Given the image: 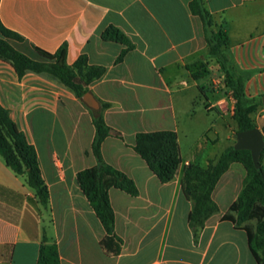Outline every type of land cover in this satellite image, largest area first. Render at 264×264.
<instances>
[{"label": "crops", "instance_id": "obj_1", "mask_svg": "<svg viewBox=\"0 0 264 264\" xmlns=\"http://www.w3.org/2000/svg\"><path fill=\"white\" fill-rule=\"evenodd\" d=\"M191 1L0 0L1 23L24 38L12 41L17 49L30 55H36L35 49L54 54L66 44L68 65L85 54L90 65L106 68L89 92L99 109L102 103L111 105L104 118L123 138L107 137L102 155L139 189L137 196L116 188L108 191L115 232L121 238L118 254H109L101 246L106 231L78 180L81 171L96 165L91 111L53 76L27 72L19 78L10 62L0 60V104L36 148L49 189L45 209L25 179L0 155V264H40L42 247L53 245L58 248L59 264H264L261 251L256 257L251 250L248 226L239 224L238 212L233 210L247 176L241 163L231 162L217 182L212 193L217 211L202 225L189 220L195 199L183 183L185 171L215 164L235 145L237 133L231 92L215 96L205 76L191 77V67L199 60L213 65L215 73L220 69L208 55L202 23L192 14ZM203 3L218 27L228 33L229 62L245 76L247 97L258 100L259 110L252 118L262 130L264 0ZM116 30L130 48L116 38H104V33ZM136 58L140 63L133 65ZM211 76L216 75L207 78ZM203 85L202 99L185 97L193 87L199 93ZM195 98L202 102L204 115L221 121L227 147L220 154L215 150L214 122L194 131ZM144 99L154 105L151 111L143 106ZM159 106L166 107L173 121L172 128L161 130L176 133L181 159L174 178L167 182L133 149L138 133L161 130H134L129 137L125 130L136 122L145 125ZM212 132L217 138H210Z\"/></svg>", "mask_w": 264, "mask_h": 264}, {"label": "trees", "instance_id": "obj_2", "mask_svg": "<svg viewBox=\"0 0 264 264\" xmlns=\"http://www.w3.org/2000/svg\"><path fill=\"white\" fill-rule=\"evenodd\" d=\"M190 10L193 15L198 16L201 20L209 57L218 62L225 74V86L229 88L235 100L233 118L237 123V132L257 127L252 115L258 109L259 103L257 99L247 97L245 93V76L239 74L229 62L226 52L230 44L228 33L223 26L218 27L212 13L205 7L203 0H192ZM103 36L105 39L116 38L127 45L129 42L117 30L114 32L108 31ZM23 40L24 38L21 35L7 29L0 21V60L10 62L19 78H22L27 72L46 73L53 76L87 105L83 99L84 95L90 91L91 84L104 76L106 68L90 65L85 54L81 55L73 65H68L66 63V44H63L54 54L41 49H35L36 55L27 54L12 44V41L21 42ZM127 51L128 49L120 54L117 62L123 59ZM110 106L109 103H102L100 109H93L87 105L91 111L95 128L92 153L96 165L81 171L78 174V180L82 191L87 196L106 231L107 236L102 240L101 246L105 252L116 255L120 250L121 238L115 232V212L108 191L110 188H116L131 196H137L139 189L134 180L108 164L103 158L102 144L105 139L107 137L123 138L121 132L109 126L104 118V111ZM262 131L264 132V128H262ZM133 149L147 161L150 169L160 180L167 182L174 178L181 162L177 135L174 131L140 132L136 135V143ZM263 153L264 149L260 156L261 166L256 168L250 150H236L234 146L228 147L216 163L207 168L200 185L196 189L191 188L194 184H189L197 182L195 172L199 167L190 166L184 173L183 183H187L188 189L194 194L195 205L189 215L191 223L202 225L210 215L217 211L212 193L221 175L227 170L231 162L241 163L247 172L245 184L237 203L243 201L244 207H247V204L254 202L256 199H261L264 203ZM0 155L15 174L25 179L27 185L35 191L39 203L47 209L49 207V189L42 176L36 148L28 142L11 118L9 110L1 104ZM237 203L233 206V210H235ZM246 230L251 250L257 257V250L259 249L255 241V235L249 228H246ZM39 263L59 264L57 246H43Z\"/></svg>", "mask_w": 264, "mask_h": 264}, {"label": "rangeland", "instance_id": "obj_3", "mask_svg": "<svg viewBox=\"0 0 264 264\" xmlns=\"http://www.w3.org/2000/svg\"><path fill=\"white\" fill-rule=\"evenodd\" d=\"M140 60L139 58H136L133 60V65L139 64ZM217 69V68H216ZM191 77L196 80H200L202 77H206V85L208 87V90L212 92L215 96H229L230 90L225 86V74L221 70V68L218 70L217 73H215V69L213 68V65L207 64V62L203 60H199L197 63L193 64L191 67ZM210 74H215L216 76H211V78H207ZM206 85L199 86V94L197 90L193 87L190 89V91L185 95L187 99L194 98L195 95H197L200 99H202L201 95L204 94V89L206 88ZM184 87H186V84H183ZM142 90V89H141ZM142 92V91H141ZM143 97L141 96L142 100ZM143 106L148 110L151 111L153 108V104L148 101V99H144ZM195 103H193V107L195 108V111L197 112V126L194 127V131L200 129L201 126L207 124L208 122H214L215 129L218 133V141L215 145V150L217 153L223 152V150L227 147V142L225 141L223 134V126L221 127L220 119L216 116L213 118V116H206L203 112V105L202 102L199 101V99L195 98ZM165 106H167L165 104ZM160 107L157 110L156 114H152V117H150L149 120L146 121L145 125H141V123L136 122L128 126L126 128L127 136L129 137V134L133 132L134 130L137 131H144V130H161V129H170L173 127V121L170 117L167 116L166 107ZM258 109L253 113L254 118L256 114L258 113ZM261 126L264 128V119H261ZM264 133V132H263ZM211 139L217 138V135H215L213 132L209 135ZM235 136V142H236V135ZM211 167V165L209 166ZM207 167V168H209ZM207 168H199L196 169V176H197V182L189 184L193 185L191 188H198L200 185L204 174L207 171ZM188 169V168H187ZM187 184V183H186ZM247 207H244V202L241 201L237 203L235 206V210L238 212V219L239 224L247 225L248 228L251 230V232L255 235V241L257 243L258 249L263 254L264 251V203L261 199H256L254 202L247 204Z\"/></svg>", "mask_w": 264, "mask_h": 264}, {"label": "water", "instance_id": "obj_4", "mask_svg": "<svg viewBox=\"0 0 264 264\" xmlns=\"http://www.w3.org/2000/svg\"><path fill=\"white\" fill-rule=\"evenodd\" d=\"M83 99L89 107L99 109V102L92 93L87 92ZM234 148L236 150H250L254 165L256 168H259L261 166V152L264 149V134L262 130L255 127L253 129L237 132Z\"/></svg>", "mask_w": 264, "mask_h": 264}]
</instances>
